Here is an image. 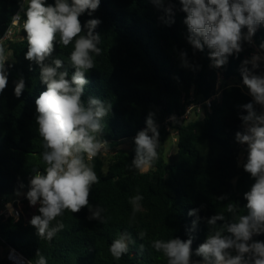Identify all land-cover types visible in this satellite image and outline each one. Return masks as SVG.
Here are the masks:
<instances>
[{
	"label": "trees",
	"instance_id": "1",
	"mask_svg": "<svg viewBox=\"0 0 264 264\" xmlns=\"http://www.w3.org/2000/svg\"><path fill=\"white\" fill-rule=\"evenodd\" d=\"M172 2L175 23L170 26L160 19L163 11L149 0H101L91 17L86 13L80 17L82 25L88 19L102 21L95 29L101 35L98 46L102 53L95 57V67L86 73L89 83L82 100L86 103L89 97H95L111 103L103 139L116 147L126 140L133 142L129 151L118 148L107 166L101 153L88 162L99 178L91 188L89 200L93 206L104 209L102 216L106 222L89 220L87 208L79 213L65 210L62 217H57V221L64 223V229L48 241L36 235L30 220L8 218L0 223V248L13 247L34 264L37 250L45 256L47 264H167L163 252L152 248V241L188 239L195 219L188 212L199 208L201 219L191 232L194 237L191 259L201 260L194 254L196 248L209 232L233 220L226 212L227 204H237L240 214H246L243 194L255 181L243 170L246 145L235 141V133L242 130L239 116L246 114L239 106L251 101L248 90L239 87L242 84L239 67L251 48L245 43L244 51L238 57L230 56L226 66L211 67L208 49L194 51L188 44L183 23L186 14L180 11L178 0ZM21 3L22 0H0V39ZM46 3L54 4L55 0ZM253 40L258 47L264 43V25L258 28ZM27 47L24 31L20 40L4 46L15 63L9 68V83L0 94V208L3 198L26 193L34 168L41 172L44 168V142L35 121V99L46 90V85L40 82L38 65L25 59ZM73 47L74 41L67 47L54 44L52 54L64 61L69 78L74 72L68 59ZM181 51L187 53L193 67L182 66ZM21 76L26 87L17 98L15 81ZM220 77L223 88L220 100L203 117L176 123V151L169 153L165 142L172 134L164 122L173 114H182L191 97L204 101L214 95ZM256 110L260 112L261 107L257 105ZM149 112L155 113L160 134L159 158L153 167L141 173L131 166L134 137L146 127ZM135 195L143 199L134 213L130 198ZM221 196L225 199L219 200ZM24 203L29 210L28 200ZM218 213H224L226 219L218 221L213 229L206 219ZM123 232L130 233L135 243L117 260L109 248ZM140 232L145 233L143 239L138 236ZM253 239L264 241V234ZM0 264L8 263L0 257Z\"/></svg>",
	"mask_w": 264,
	"mask_h": 264
},
{
	"label": "clouds",
	"instance_id": "2",
	"mask_svg": "<svg viewBox=\"0 0 264 264\" xmlns=\"http://www.w3.org/2000/svg\"><path fill=\"white\" fill-rule=\"evenodd\" d=\"M149 2L163 11L164 15L160 17L163 23L169 26L175 23L172 0ZM178 2L180 11L186 14L183 23L187 28L188 44L194 51L203 52L207 48L213 68L226 66L230 56L238 57L244 51V44L251 45L258 28L264 25V0ZM25 3L20 4V11L12 17V23L20 24L26 33L28 47L25 59L38 65L40 82L46 85V90L35 99V121L44 142V168L43 172L38 168L32 170L25 196L29 205L37 207L39 213L31 217L30 225L39 238L51 241L65 227L62 221H57L65 210L79 213L87 208L89 220L106 222L102 216L104 209L99 205L93 206L89 200L91 188L99 178L86 159L91 161L109 147L102 133L112 105L95 97H89L86 103L82 100L89 83L86 73L95 67V57L102 53L98 46L101 35L95 31L102 21L88 19L82 25L80 20L85 13L91 17L99 9L101 0H55L54 4H47L46 0H25ZM73 41L74 47L68 59L74 72L69 78L64 61L53 58L52 54L54 44L67 47ZM259 48L264 50V43ZM180 59L183 67H193L186 52H180ZM262 59L259 54H253L239 67L242 84L251 97L250 102L239 106L246 114L239 116L242 130L235 133V141L246 145L247 159L242 162L243 170L255 181L243 194L247 201L244 205L246 214H240L237 204L228 203L226 212L232 215V222L209 232L194 253L202 259L192 260L194 237L191 232L195 231L201 218L199 208L189 210L188 216L195 219L191 222L188 239L176 237L152 241V248L163 252L167 264H264V241L253 239L264 234V111L256 110L257 105L264 108V75L256 71ZM14 63L12 53L0 45V94L9 83V68ZM25 87V79L21 76L15 81L17 98ZM154 116L155 113H148L146 127L134 137L135 156L131 166L141 173L153 167L159 158L160 134ZM142 199L141 195L130 198L134 213L139 210ZM218 199L224 200L225 197ZM225 219L224 213H218L207 218L206 223L216 229L217 222ZM53 221H57L55 225ZM138 236L143 239L145 233L140 232ZM133 243L130 233L123 232L112 241L109 251L113 258L119 260ZM35 255L38 257L35 264H47L39 250Z\"/></svg>",
	"mask_w": 264,
	"mask_h": 264
},
{
	"label": "built area",
	"instance_id": "3",
	"mask_svg": "<svg viewBox=\"0 0 264 264\" xmlns=\"http://www.w3.org/2000/svg\"><path fill=\"white\" fill-rule=\"evenodd\" d=\"M22 2L25 3V0H22ZM18 11H20V9ZM16 13L13 16H15ZM21 17L23 19V12H21ZM22 32L23 29L20 26V24L13 25L11 19V22L7 27V30L0 39V45L4 47L9 43H14L20 40ZM249 47L251 48V50L247 58H250L253 54H259L262 58H264V53H262L261 49L256 45L254 40L251 45L249 44ZM257 74L264 75V59L261 60L260 67L257 69ZM221 85H222V78L220 77L216 84L215 94L204 101H197L194 97H191L189 99L190 102L188 106L185 108L182 114H173L169 116L167 120L164 122L167 131L170 132L172 135H175L177 122L188 121L193 118L198 119L203 117L206 112H211L213 104L218 100H220L221 91L223 89ZM239 87L243 88L244 86L243 84H241ZM261 111H264V108H261ZM174 141L176 142L175 138ZM110 145L112 146L111 143H109V146ZM116 150L117 148L115 149L113 155L116 154ZM86 162H90V161H87L86 159ZM25 201H26L25 193H21L18 196H14L10 199L3 198L1 200V208H0V223L3 220H7L8 218H14L16 221H19L20 219L24 218L25 221L28 222L31 219V217L34 214H36L37 207L33 208L32 206H30V209L26 210V205L24 203ZM4 259L8 264H29L30 261L21 252H19L17 249L13 247H9L6 250L4 249ZM31 264L34 263L31 262Z\"/></svg>",
	"mask_w": 264,
	"mask_h": 264
},
{
	"label": "rangeland",
	"instance_id": "4",
	"mask_svg": "<svg viewBox=\"0 0 264 264\" xmlns=\"http://www.w3.org/2000/svg\"><path fill=\"white\" fill-rule=\"evenodd\" d=\"M232 81L233 82H237V79H234ZM132 145H133L132 140H126V141H124V143L122 145H120L119 147H116L113 144H112V146L110 145L107 150H104V151L101 152V155H102V158L104 160L105 165L107 166V164L111 161V158H112L113 153H114V151H115L116 148L117 149L118 148H122V149H125V150H128L129 151L131 149ZM165 146L168 149V152L169 153H174L176 151V143L174 141V135H171L167 139V141L165 142ZM166 152H167V150H166ZM147 171H145V172H147ZM31 211H33V210H31ZM0 257L4 258V249H0Z\"/></svg>",
	"mask_w": 264,
	"mask_h": 264
}]
</instances>
